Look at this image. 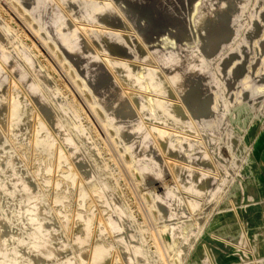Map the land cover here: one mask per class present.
Instances as JSON below:
<instances>
[{"label": "bare ground", "instance_id": "6f19581e", "mask_svg": "<svg viewBox=\"0 0 264 264\" xmlns=\"http://www.w3.org/2000/svg\"><path fill=\"white\" fill-rule=\"evenodd\" d=\"M263 1H14L13 13L30 25L86 95L159 230L171 239L170 247L189 225L187 204L195 208L209 195L212 202L220 201L230 190L229 183L222 188L230 173L217 163L216 146L229 122L230 107L249 105L261 92L264 66L261 78L257 68L241 70L238 66L244 65L234 59L240 56L243 61L252 33L264 32V14L257 9ZM10 33L0 25V138L7 133L10 137L0 153V264H85L92 234V264H105L111 245L99 241L103 222L95 219L81 182L79 204L89 209L76 214L73 241L63 238L72 194L60 188L74 186L77 177L89 182L104 202L105 222L122 246L115 264H147L131 235L126 211L96 183V171L82 150L83 144L90 149L95 144L84 132L70 133L64 121L70 119L78 129L79 118L71 119L68 105L51 76L36 64L33 52L16 39L6 45ZM145 45L151 46L149 52L143 51ZM138 61H154L156 66L135 65ZM30 144L41 191L23 161L13 170L5 164L12 150ZM68 153L73 165L68 164ZM249 154L252 159L255 151L246 161ZM97 156L102 169L104 162ZM54 169L59 177L54 201L59 208L47 211L45 196ZM218 173L224 176L214 187L211 178ZM245 176L244 170L238 175L240 180ZM240 192H245L243 183ZM214 209L210 206L206 212L212 215ZM197 239L193 234L185 238L176 264Z\"/></svg>", "mask_w": 264, "mask_h": 264}, {"label": "rangeland", "instance_id": "374dc122", "mask_svg": "<svg viewBox=\"0 0 264 264\" xmlns=\"http://www.w3.org/2000/svg\"><path fill=\"white\" fill-rule=\"evenodd\" d=\"M14 1L17 0H0V25L12 33H10L6 45H11L12 41L16 39V41H21V44L29 51H32L35 57L31 54L36 60V64L41 65L51 76L52 85L65 100H63L64 103L68 105L71 119L79 118L80 126H78V129L73 127L70 119L68 123L67 121L64 122L71 134L77 136L79 132H84L95 144L92 149L83 144L85 150L83 148L82 150L88 158L89 164L96 171V183L102 184L111 192L110 195L113 200L122 207V210L126 211L131 227V235L136 238L147 264H176V257L181 251L185 238L192 234L193 237L198 235V239L190 249H186L181 253L179 264H202L204 260H207L210 264H264V132H262L264 124V82L258 84L261 92L257 93V99L254 102L249 105L239 104L230 107L229 122L224 129L223 136L219 137L217 142L216 147L219 152V156L216 157L217 163L224 167L223 170L230 173V179L228 178V181L222 183L221 180L224 175L221 176L218 173L212 176L211 181L214 187L222 183V188L227 187L229 183V192L220 201L217 198L212 202L209 195L199 200L195 208H190L187 204L190 215L189 225L183 237L170 247L168 244L171 239L159 230L158 224L151 216L132 175L126 170L124 157L120 155L111 135L104 129L93 108L88 103L86 95L79 91L69 73L62 66L61 61L46 48L30 25L13 13ZM257 9L264 14V1L257 5ZM250 41L249 46L243 50L244 60L242 61L239 56L234 61H239L244 65L238 66L241 70L244 67L257 68L260 72L259 76L262 78L264 32H253ZM150 49L151 46L149 45L143 46L144 52H149ZM135 65L153 68L156 63L154 61H138ZM241 94H243V91H241ZM37 113L38 111L35 109L34 114L39 117ZM225 137H228V142ZM9 139L8 133L0 138V153L5 151ZM256 140H258V143L255 145ZM253 151H255L254 157L251 159L250 156L252 155L249 154L250 158L246 161L248 153ZM97 155L104 162V166L100 165L102 169L98 168ZM127 155L129 156V154ZM34 156L35 151L30 144L25 148L12 150L5 164L7 169L13 170L18 163L23 161L24 168L28 173L32 172L30 176L35 186L37 184L36 189L41 191L42 178L33 173L35 171ZM67 160L69 165L70 163L74 164L70 154L67 155ZM242 170L246 171L248 176L240 180L238 175ZM58 178V172L54 169L46 190L47 211H56L59 208L54 201L55 183ZM80 182L85 186V191L92 201L89 206L94 208L95 219L103 222L104 233L99 241L105 245H111L105 264H115L116 259L119 256L121 258L122 246L118 243L117 236L112 234L105 222L108 212L103 205L104 202L96 198L92 192L91 184L83 181L80 177H77V184L74 186L67 187L63 184L60 188V191L69 189L72 194L70 219L67 223V230H63L65 235L63 238L73 241L76 234V214L89 209V206L80 207L78 200ZM241 183H243L245 190L243 194L240 192ZM183 195L185 196V194ZM1 205L2 202H0ZM210 206L211 208L215 207L214 212H210L212 215L206 212V209ZM160 226L162 225L160 224ZM123 234L128 237L125 231ZM230 236L233 239L230 241L224 240ZM95 242L96 237L92 234L86 244L88 253L85 264H92V251ZM122 264L125 263L122 262Z\"/></svg>", "mask_w": 264, "mask_h": 264}]
</instances>
